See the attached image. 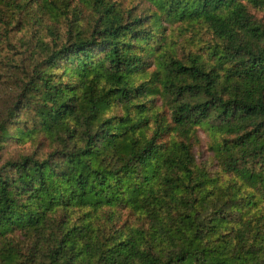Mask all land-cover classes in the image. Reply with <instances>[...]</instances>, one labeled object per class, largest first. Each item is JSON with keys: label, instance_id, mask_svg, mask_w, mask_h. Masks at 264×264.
Masks as SVG:
<instances>
[{"label": "trees", "instance_id": "1", "mask_svg": "<svg viewBox=\"0 0 264 264\" xmlns=\"http://www.w3.org/2000/svg\"><path fill=\"white\" fill-rule=\"evenodd\" d=\"M149 1L79 0L82 24L70 0H0L5 33L71 13L43 57L14 63L0 141L55 145L0 162V264H264V24L248 9L264 0ZM163 20L206 28V54L163 45ZM204 123L217 174L195 161ZM18 230L42 239L23 253Z\"/></svg>", "mask_w": 264, "mask_h": 264}, {"label": "rangeland", "instance_id": "2", "mask_svg": "<svg viewBox=\"0 0 264 264\" xmlns=\"http://www.w3.org/2000/svg\"><path fill=\"white\" fill-rule=\"evenodd\" d=\"M71 5L77 4L81 7L83 12L80 16V23L86 24L89 10L81 5L79 0H70ZM125 7H133L138 13L147 12V7L151 5L149 0H118ZM153 5V4H152ZM250 13L264 24V4L262 6H253L248 4ZM40 14L38 18L37 15ZM36 19L30 20L27 24H19L14 22L13 27L9 28L5 33L4 29L0 31V122L7 116V108L16 98L18 91V77L20 75L17 65L20 59L24 62L30 63L33 57L41 58L48 52L52 46L53 39L58 35L64 36L69 21L68 17L63 16L54 17L47 12L35 14L31 13ZM163 19V18H162ZM1 25V21H0ZM164 38L163 45H168L174 49L177 56L184 60L189 59L190 55L199 54L205 55L208 45L212 42L209 31L202 27V25L180 22H168L163 20ZM148 68H154V55L149 57ZM18 63V64H14ZM157 102L160 103V95H156ZM166 110V107L164 108ZM20 117L22 115L20 114ZM16 118L8 121V129L12 135L15 132ZM173 135V134H172ZM196 139L193 141V151L195 154L196 163L206 167L211 173L217 174L219 171V164L217 158L213 155L208 147L210 132L206 123L196 126ZM166 140L170 138V134L165 135ZM55 145V142L43 134H38L32 139H19L9 137L0 141V162L6 159L17 158L22 154H34L36 156H43L50 151ZM126 216V211L123 210L121 217ZM130 217L129 220H132ZM34 232L25 233L18 230L13 236L14 239L20 240V249L23 253H28V248L34 243V239H42L40 236L36 238ZM38 247L44 244L43 240L36 242Z\"/></svg>", "mask_w": 264, "mask_h": 264}]
</instances>
